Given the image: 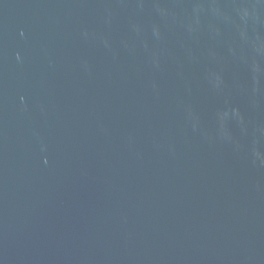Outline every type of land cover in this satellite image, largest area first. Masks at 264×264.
<instances>
[{"label":"water","instance_id":"95a60500","mask_svg":"<svg viewBox=\"0 0 264 264\" xmlns=\"http://www.w3.org/2000/svg\"><path fill=\"white\" fill-rule=\"evenodd\" d=\"M0 264H264V0H0Z\"/></svg>","mask_w":264,"mask_h":264}]
</instances>
